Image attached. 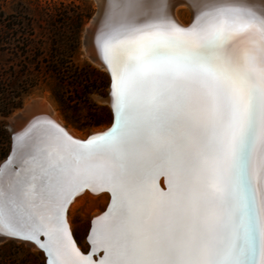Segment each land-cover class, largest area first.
Listing matches in <instances>:
<instances>
[{
	"label": "snow or ice",
	"instance_id": "1",
	"mask_svg": "<svg viewBox=\"0 0 264 264\" xmlns=\"http://www.w3.org/2000/svg\"><path fill=\"white\" fill-rule=\"evenodd\" d=\"M186 2V27L169 0L99 5L110 126L13 131L0 243L42 264H264V0ZM85 192L108 202L82 250L68 212Z\"/></svg>",
	"mask_w": 264,
	"mask_h": 264
},
{
	"label": "rangeland",
	"instance_id": "2",
	"mask_svg": "<svg viewBox=\"0 0 264 264\" xmlns=\"http://www.w3.org/2000/svg\"><path fill=\"white\" fill-rule=\"evenodd\" d=\"M0 11L18 26L17 39H3L0 100L13 98L19 90L27 91L20 97L19 109L7 117L0 114V162L10 152L11 121L24 106L37 99L46 100L65 127L81 138L108 127L111 109L106 100L110 79L87 57L84 49L86 27L97 12L94 0H0ZM86 14L90 17L80 26L75 52L67 59L63 55L67 47L64 37L73 31L77 17ZM178 16L184 25L192 21L187 10L179 9ZM60 20L66 22V28L57 25ZM94 122L101 126L87 129ZM101 195L85 192L69 209L70 228L82 250L91 218L106 207V195ZM0 264H42V254L14 242H3L0 243Z\"/></svg>",
	"mask_w": 264,
	"mask_h": 264
},
{
	"label": "bare ground",
	"instance_id": "3",
	"mask_svg": "<svg viewBox=\"0 0 264 264\" xmlns=\"http://www.w3.org/2000/svg\"><path fill=\"white\" fill-rule=\"evenodd\" d=\"M94 2L97 5V12H96L95 16L93 17L91 23L86 27V31L84 33V49H85L87 57L96 66L100 67L101 69H103L106 72L105 68L102 66V60H101V58L99 56L100 54H99V52H98V50L96 49V46H95V38H93L94 37L93 35H94V32H95L96 23H97V16H98V13H99L98 11L100 9L99 5L105 3V1L94 0ZM169 2H170V5H171V9H170L171 17L174 19V21L177 24L181 25V26H185V27L188 26V25L182 24V21L180 20V18L178 16V10L182 9V10H187V12H189V18L193 19L192 9L189 7V5L186 2V0H169ZM86 38H87V42H86ZM106 102L110 106L109 97L106 100ZM36 115H42V116H45L47 118H50L54 122L58 123L60 126L64 127L75 138H78V139H81V140L87 138V136L81 138L79 135L74 134V132L72 130L67 129L65 127V125H64V122H62V120H60V118L57 117V114L53 110V107H51V105L46 100H39V99L34 100L31 104H27L24 107L23 110L19 111L14 116L13 120L11 121V130H12V132L14 130L15 131L19 130L22 126H24L28 122L29 119H31L33 116H36ZM106 128H102L100 130L93 131V132H99V131H102V130H104ZM261 182L264 183V177H261ZM103 195H101V196H103ZM106 198H107V202H108L107 195H106ZM96 214H97V212H96ZM96 214H94V216ZM68 221H69V219H68ZM69 226L71 227L70 221H69Z\"/></svg>",
	"mask_w": 264,
	"mask_h": 264
},
{
	"label": "trees",
	"instance_id": "4",
	"mask_svg": "<svg viewBox=\"0 0 264 264\" xmlns=\"http://www.w3.org/2000/svg\"><path fill=\"white\" fill-rule=\"evenodd\" d=\"M89 17H90V14L80 16L79 18L77 17V22L73 28V31L72 32L68 31L69 34L65 35L64 39H65V43H67V47L63 51V55L65 58L69 59L74 54L75 49H76L75 45L77 42L78 30L80 29V26H82V24L85 22V20L88 19ZM64 20L67 21L68 18H64ZM65 21L60 20L59 22H56V23L58 26L60 25V27L64 26V28H66ZM5 37L12 38L13 40L17 39L18 38V26L15 23H10V19H7V16H5V14L0 11V53H2L4 49L3 39ZM53 46L55 45L53 44ZM28 64L33 65V62L29 61ZM50 69L51 71H53V68H50ZM53 72H56L59 74L58 70H54ZM22 94H27V91L19 90V92H17L16 94H13L14 95L13 98L4 97L3 99H1L0 100V114L4 117H7L13 111L19 109L22 106V103L20 102V97ZM15 98L17 100H14ZM99 126H101V123L94 122L93 124H89L87 126V129L96 128Z\"/></svg>",
	"mask_w": 264,
	"mask_h": 264
},
{
	"label": "water",
	"instance_id": "5",
	"mask_svg": "<svg viewBox=\"0 0 264 264\" xmlns=\"http://www.w3.org/2000/svg\"><path fill=\"white\" fill-rule=\"evenodd\" d=\"M102 1H105V0H102ZM99 11H100V9H99ZM99 11H98V12H99ZM98 27H99V26H98V24L96 23V27H95V32H94V35H93L94 37H93V38H95V33H96ZM99 56H100V55H99ZM100 58H101V56H100ZM101 60H102V59H101ZM24 107H25V106H24ZM24 107L22 108V110L24 109ZM29 120H30V119H29ZM29 120H28V121H29ZM26 124H27V123H26ZM26 124H25V125H26ZM25 125L22 126L19 130H16V131H20V130H22L23 127H25ZM108 127H109V126H108ZM108 127H107V128H108ZM107 128H106V129H107ZM106 129H104V130H106ZM104 130H102V131H104ZM12 134H13V132H11V136H12ZM10 152H11V147H10ZM10 152H9V154H10ZM9 154H8V155H9ZM8 155H7V156H8ZM90 193H91V192H90ZM73 236H74V235H73Z\"/></svg>",
	"mask_w": 264,
	"mask_h": 264
}]
</instances>
